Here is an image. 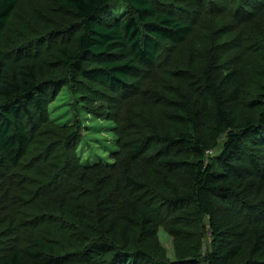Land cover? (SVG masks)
<instances>
[{
    "label": "trees",
    "instance_id": "trees-1",
    "mask_svg": "<svg viewBox=\"0 0 264 264\" xmlns=\"http://www.w3.org/2000/svg\"><path fill=\"white\" fill-rule=\"evenodd\" d=\"M0 264H264V0H0Z\"/></svg>",
    "mask_w": 264,
    "mask_h": 264
},
{
    "label": "rangeland",
    "instance_id": "rangeland-1",
    "mask_svg": "<svg viewBox=\"0 0 264 264\" xmlns=\"http://www.w3.org/2000/svg\"><path fill=\"white\" fill-rule=\"evenodd\" d=\"M33 5V4H32ZM28 6L26 7V9ZM26 9H20L22 15L27 14ZM21 13H18L16 19L20 18ZM76 98L69 94L67 88H64L62 93L51 104V115L58 123H65L73 121L74 117L81 118L84 122V140L83 144L88 145L89 152L96 155H106L114 152L116 148V134H114V121L104 118L103 116H92L88 114L84 109L77 108L75 106ZM95 145L97 149L90 148ZM162 240L164 244L171 249V237L168 234L162 233ZM16 238L24 239L30 235L29 230L17 228L13 232L12 236Z\"/></svg>",
    "mask_w": 264,
    "mask_h": 264
}]
</instances>
